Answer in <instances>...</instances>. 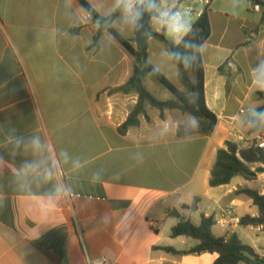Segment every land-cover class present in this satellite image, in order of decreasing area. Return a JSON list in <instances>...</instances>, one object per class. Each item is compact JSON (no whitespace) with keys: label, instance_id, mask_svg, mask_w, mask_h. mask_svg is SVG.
I'll return each mask as SVG.
<instances>
[{"label":"crops","instance_id":"1","mask_svg":"<svg viewBox=\"0 0 264 264\" xmlns=\"http://www.w3.org/2000/svg\"><path fill=\"white\" fill-rule=\"evenodd\" d=\"M86 1L102 16L122 2ZM136 1L112 24L135 48ZM255 4L209 6L201 55L206 104L218 119L212 133L187 112L165 109L162 117L147 103L140 124L121 134L138 101L118 90L133 74L134 55L108 30L93 46L99 23L78 0H0V264H90L100 256L109 264H213L217 253H192L198 240L171 235L179 219L168 211L194 198L197 210H180L186 219L214 217V235L235 233L264 258V226L240 223L260 210L238 193L264 195V166L250 165L251 180L209 184L229 132L256 136L264 127L263 120L253 131L248 122L264 91V6ZM157 21L160 33L165 24ZM151 39L148 61L184 91L166 45ZM147 84L160 89L151 78Z\"/></svg>","mask_w":264,"mask_h":264},{"label":"trees","instance_id":"2","mask_svg":"<svg viewBox=\"0 0 264 264\" xmlns=\"http://www.w3.org/2000/svg\"><path fill=\"white\" fill-rule=\"evenodd\" d=\"M78 1L99 23V29L94 37L93 46L97 47L99 45L101 34L108 30L135 57L132 76L126 84L118 88L119 91L125 94H138V101L134 110L119 127L121 134H126L130 127L140 124L139 116L146 114L145 106L147 103L159 109L162 117L165 109H180L193 116L201 125L203 133H212L215 130L218 119L206 104L204 63L201 55L202 45L211 34L209 8H205L178 43L167 39L166 24L162 32L158 33L157 37L165 43L169 55L179 69L180 82L184 87V91H180L148 61L147 53L143 56L140 51L112 27L117 17L131 4V0H122L116 10L108 16L100 15L86 0ZM253 1L264 6L263 0ZM175 12L176 8L171 11L169 17H172ZM77 31L78 28L73 33ZM221 72H225V66L221 67ZM148 78L160 83L174 95V98L168 100L157 98L146 86ZM257 96L260 100L264 101V91L257 92ZM263 120L264 104L257 109L253 116L248 118V122L251 123V129L255 131L261 127ZM254 163L264 166V152L262 150L254 146L249 148L240 147L238 144L228 141L226 148H221L217 152L209 184L211 187L226 185L237 176L248 180L254 179L255 174L250 168V165ZM238 193L252 199L260 210L258 217L247 215L241 218L240 223L243 226H264V195L257 190L247 188L239 190ZM199 201L200 198H194L191 205L182 204L179 209L176 208L168 211L169 215L179 219L178 223L172 227V237L186 236L198 240L199 243L190 252L217 253L218 258L213 264H264V258L254 248L243 243L237 234L233 233L226 237L214 235L213 226L216 224L214 217L202 215L200 224L195 225L190 219H186L181 214V209L197 210ZM161 249L179 253L173 248Z\"/></svg>","mask_w":264,"mask_h":264},{"label":"rangeland","instance_id":"3","mask_svg":"<svg viewBox=\"0 0 264 264\" xmlns=\"http://www.w3.org/2000/svg\"><path fill=\"white\" fill-rule=\"evenodd\" d=\"M180 1L181 0H157V5H156L158 12L163 17L162 18L163 24L167 25V29H168V32L166 35L167 39L174 43L179 41V38L181 37V35L195 23L199 15L206 8V5L200 2V0H182V2ZM196 4H198V6L195 9ZM174 8H176V12L171 17L172 22H166V19L169 17V14ZM183 22L185 24H183ZM158 24L159 23L156 18L151 20L152 28L156 27V25ZM150 42L151 44L153 43L159 44V45L163 44V42L160 41V39L158 38L151 39ZM163 69L166 72L170 80L175 79L171 72H169L168 70H165V68ZM156 84H158L160 89H154L150 84H147V87L151 92L153 91L152 93H154L157 97H166V94L171 93L165 87H163L160 83L156 82ZM261 103L264 104V101H261ZM245 109L250 110V113H248V116L253 115L255 112L254 108H252V102H249L246 105Z\"/></svg>","mask_w":264,"mask_h":264},{"label":"water","instance_id":"4","mask_svg":"<svg viewBox=\"0 0 264 264\" xmlns=\"http://www.w3.org/2000/svg\"><path fill=\"white\" fill-rule=\"evenodd\" d=\"M182 2V0L180 1ZM157 0H137L134 4V10L136 13V36L135 44L136 49L146 55L148 41L151 38H156L158 33L151 27L152 19L161 20L163 17L158 12ZM166 22H172L171 17L166 19Z\"/></svg>","mask_w":264,"mask_h":264},{"label":"built area","instance_id":"5","mask_svg":"<svg viewBox=\"0 0 264 264\" xmlns=\"http://www.w3.org/2000/svg\"><path fill=\"white\" fill-rule=\"evenodd\" d=\"M213 0H200V2L204 3L206 5V8H209ZM198 4H196L195 9L197 8ZM254 9L256 11H259L261 9V6L256 3L254 6ZM241 113H244V110H241ZM229 142H233L238 144L240 147L249 148V147H255L264 152V127L261 129V131L256 136H251L244 134L243 132L239 130H231L229 132ZM226 215L233 214V209L228 208L224 212ZM90 264H109L108 260L105 256H100L93 260Z\"/></svg>","mask_w":264,"mask_h":264}]
</instances>
